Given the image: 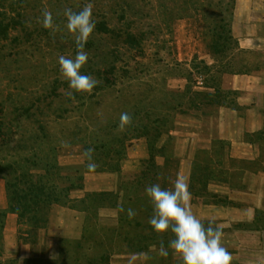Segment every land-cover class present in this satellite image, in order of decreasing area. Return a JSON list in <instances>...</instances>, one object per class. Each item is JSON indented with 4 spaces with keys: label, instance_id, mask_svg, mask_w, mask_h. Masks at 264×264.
<instances>
[{
    "label": "rangeland",
    "instance_id": "obj_1",
    "mask_svg": "<svg viewBox=\"0 0 264 264\" xmlns=\"http://www.w3.org/2000/svg\"><path fill=\"white\" fill-rule=\"evenodd\" d=\"M235 2L0 0L10 24L0 39V264H182L170 249L160 254L161 242L167 249L173 237L150 227L153 209L145 195L154 183L171 188L176 164L156 162L160 149L136 138H156L154 124L170 130L187 118L172 111L182 101L177 81L208 79L203 61L232 55ZM87 3L96 27L81 74L99 83L73 99L64 94L68 83L58 65L59 55L76 53L63 12ZM45 8L59 31L38 22ZM237 13L250 15L240 28L264 30V0H244ZM189 58L187 68L182 61ZM123 112L132 123L120 132ZM168 144L170 151L171 139ZM88 148L99 165L94 173L82 157ZM128 208L136 212L132 219Z\"/></svg>",
    "mask_w": 264,
    "mask_h": 264
},
{
    "label": "crops",
    "instance_id": "obj_2",
    "mask_svg": "<svg viewBox=\"0 0 264 264\" xmlns=\"http://www.w3.org/2000/svg\"><path fill=\"white\" fill-rule=\"evenodd\" d=\"M242 3L236 0L230 21L232 55L208 62L199 58L211 69L208 79L177 81L182 101L172 111L187 118L170 130L158 122L160 127L153 126L158 137L146 135L136 143L145 140L147 148L160 149L156 162L175 163V178L189 177L193 211L205 226L212 221L223 229L231 262L264 264V30L240 28L239 22L250 17L238 15ZM182 62L192 66L190 58Z\"/></svg>",
    "mask_w": 264,
    "mask_h": 264
},
{
    "label": "clouds",
    "instance_id": "obj_3",
    "mask_svg": "<svg viewBox=\"0 0 264 264\" xmlns=\"http://www.w3.org/2000/svg\"><path fill=\"white\" fill-rule=\"evenodd\" d=\"M93 7L92 3H87L79 11L66 7L63 12L66 18L65 28L74 38L76 53L74 57L59 55L58 65L61 79L68 83L69 90L64 94L73 99L74 93L91 94L99 83L93 76L81 74L82 67L89 59L85 45L96 27L92 15ZM42 17V21L38 22L44 29H50L53 33L60 30L59 25L54 23L49 9L43 10ZM131 123V114L121 113L117 131H125ZM61 147L67 148L69 143L62 141ZM93 154V148H88L82 153V157L87 161L86 170L89 173L96 172L99 167L93 159ZM145 195L153 209L148 221L150 227L158 235L171 232L173 237L169 240L167 249L161 242V255L167 256L170 249L182 264H231L232 254L222 245L223 229L212 221L205 226L193 211L189 177L178 174L171 188L162 187L160 183L146 186ZM119 211H125L123 206ZM127 216L129 219L134 218L135 210L128 208Z\"/></svg>",
    "mask_w": 264,
    "mask_h": 264
},
{
    "label": "trees",
    "instance_id": "obj_4",
    "mask_svg": "<svg viewBox=\"0 0 264 264\" xmlns=\"http://www.w3.org/2000/svg\"><path fill=\"white\" fill-rule=\"evenodd\" d=\"M9 30H10L9 21L6 22V18L4 17V15L0 14V39H6ZM229 34H230V31H229ZM216 35L219 39H222L221 37L223 36V34L217 32ZM150 150H152V148H150ZM158 154H162V151H159ZM170 164L171 162H166L165 164L166 168H169L168 165Z\"/></svg>",
    "mask_w": 264,
    "mask_h": 264
}]
</instances>
